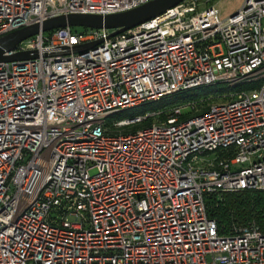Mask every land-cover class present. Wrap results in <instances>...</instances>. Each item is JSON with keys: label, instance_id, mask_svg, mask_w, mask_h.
<instances>
[{"label": "built area", "instance_id": "obj_1", "mask_svg": "<svg viewBox=\"0 0 264 264\" xmlns=\"http://www.w3.org/2000/svg\"><path fill=\"white\" fill-rule=\"evenodd\" d=\"M149 1L0 0V37ZM201 4L116 36L41 31L9 53L37 58L0 63V264H264V231L220 234L205 201L264 189V0L226 18ZM225 77L232 90L204 112L183 118L191 100L106 123Z\"/></svg>", "mask_w": 264, "mask_h": 264}, {"label": "water", "instance_id": "obj_2", "mask_svg": "<svg viewBox=\"0 0 264 264\" xmlns=\"http://www.w3.org/2000/svg\"><path fill=\"white\" fill-rule=\"evenodd\" d=\"M182 1L184 0H151L136 8L108 15L71 13L51 17L42 23L31 24L0 37V63L37 58L36 50L9 53L15 50L20 42L41 31L49 32L66 26L92 29L106 28L113 29L114 31L110 35L116 36L161 15ZM99 42H92L83 47L90 48Z\"/></svg>", "mask_w": 264, "mask_h": 264}, {"label": "trees", "instance_id": "obj_3", "mask_svg": "<svg viewBox=\"0 0 264 264\" xmlns=\"http://www.w3.org/2000/svg\"><path fill=\"white\" fill-rule=\"evenodd\" d=\"M77 29V28H76ZM256 84H244L240 88H253ZM181 93H177L174 95L167 96L162 100L156 102L158 106H163L164 113L161 118L166 119L170 113H168V107L163 105L166 102L171 101L172 103L178 102L181 99H173L175 96L181 95ZM191 97H183L181 101H186ZM194 100V99H193ZM191 101V100H189ZM198 108L196 107V112H192V114H197L199 112H204L209 109L210 106V98L204 100H197ZM154 103V102H153ZM152 103V104H153ZM140 107L127 109L125 111L116 113L114 115L121 116H130L134 117L136 115V111H139ZM158 110V109H157ZM145 113V112H144ZM191 113V112H189ZM187 114L183 116L186 118ZM124 119V118H123ZM153 122L152 118H148L140 125L143 127L150 126ZM138 127L131 126L126 127L123 130L128 131L132 129V131L137 130ZM205 201L207 205L208 215L210 218L214 219L218 224V230L220 234L224 235H232L236 233V229L241 226H248L251 224H255L262 231H264V189L256 190V189H246L235 192H224V193H212L205 195Z\"/></svg>", "mask_w": 264, "mask_h": 264}, {"label": "rangeland", "instance_id": "obj_4", "mask_svg": "<svg viewBox=\"0 0 264 264\" xmlns=\"http://www.w3.org/2000/svg\"><path fill=\"white\" fill-rule=\"evenodd\" d=\"M202 4H201V8H206L207 6H210L212 4L216 5L221 13V17L222 18H226L227 16L231 15L232 13H234L237 9L240 8V6L242 5L244 0H210L209 2L205 3L206 0H201ZM78 30H81V27L77 28ZM228 77H225V80H222L214 85L211 86H205V87H201V88H197V89H193V90H189L187 92H183L181 95L179 96H175L173 99L175 100L177 99H181L183 97H191L189 100L192 101H197V100H204V99H209L210 98V103H219V102H224L225 98L223 97V94L232 90L230 83L228 82ZM194 99V100H193ZM178 101V102H174L172 103L171 101L168 102L165 101V103L163 105L165 106H169L168 108H172L173 106L177 105V104H182V103H186V101ZM198 105V104H197ZM198 108V106H197ZM164 110L165 108H163V106H158L156 104V102H154L153 104H148V105H144L141 106L139 111H136V114L139 113H147V112H153L155 110ZM198 110V109H197ZM197 110H193L192 106L189 105V107L184 109V113L187 115L192 114V112H196ZM191 112V113H189ZM121 116H116V115H111L109 117L106 118V123L113 125V123H115L116 121L120 120ZM130 116H122L123 118H127ZM155 122H157V120H155ZM153 123V122H152ZM136 127H138L137 129L143 128V125H136ZM211 157H214L215 154H211ZM92 174L95 173L94 170L91 171Z\"/></svg>", "mask_w": 264, "mask_h": 264}]
</instances>
